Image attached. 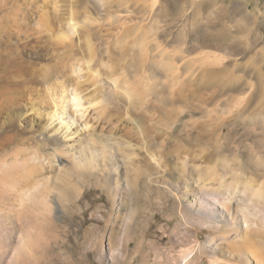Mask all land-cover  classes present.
<instances>
[{"label": "rangeland", "instance_id": "rangeland-1", "mask_svg": "<svg viewBox=\"0 0 264 264\" xmlns=\"http://www.w3.org/2000/svg\"><path fill=\"white\" fill-rule=\"evenodd\" d=\"M83 26L88 27L87 34ZM129 33H134L135 38L140 35L139 38H147L149 55L153 58V71L142 68L140 55L134 61V76L129 83H134L136 96L143 91L150 105L134 110V122L125 115L123 124L118 122L117 126L116 122H97L93 106L86 101L88 93L80 96L85 102L77 107L72 100L73 87L68 90V100L70 97L73 102L72 110H68L72 115L64 117L71 118L73 127L65 141L60 132L53 131V127L44 129L45 121L41 123L34 116L14 121L12 128L5 116H0L1 163L26 159L25 163H36L40 169L42 163L49 166L47 160L52 158L54 168L53 165L46 168L45 175H55L49 177L54 181L50 184L56 187L55 193L65 191L71 200L60 204L50 216L43 217L37 212L25 224H19L16 215H12L13 219L8 221L10 234L28 238L24 242L19 239L20 245L7 246L9 256L2 264H10V257L13 264H162L165 257L170 260L168 264H211V259L220 260L221 264H259L249 252L245 251L246 261H239L233 251L218 245L222 234L217 232L213 220L221 221L216 224L230 230L235 224L245 228V219L240 216L237 222L220 209L226 222L214 216L201 221L205 217L201 206L207 196L202 177L213 167L227 181L240 178L264 185V0H0V100L10 96L7 102L10 108H15L14 112L23 107L29 111L34 104L30 99L37 100L36 96L48 88H58L72 71L74 79L84 80L87 69L82 55L67 50L60 43V36L73 35L75 50L85 49L86 40L94 48L104 49L117 36ZM51 38L52 42L47 41ZM163 51L168 66L165 77L160 75ZM101 62L106 65L108 60ZM102 70L100 75H94L99 85L105 91L115 89L113 80ZM115 78L121 83L124 80L122 74ZM163 85L168 101L166 110L160 109ZM117 93L120 98L126 97L123 89ZM32 119H36L35 123ZM59 123L56 121L54 126ZM139 124L149 133L146 138L135 129ZM77 127L80 135H74ZM84 139L92 145L90 151ZM103 144L115 158L106 159L107 167L102 165L99 170L105 169L119 194L134 176L141 219L149 220L155 233L146 234L144 225L133 227L128 233L116 226L114 222L126 227L132 209L123 201L109 207L99 203L102 209L96 218L103 219V213L111 210L109 220L113 227L102 228L96 221L81 225L84 203L79 198L88 185L70 174L66 165L82 152L86 151L87 156L95 150L101 152ZM126 146L132 149V160L129 159L132 165L127 164L120 151ZM101 158L97 157V162L102 163ZM59 159L65 160V167ZM99 170L94 171L99 174ZM199 193L204 195L199 197ZM110 195L109 202L116 198L113 193ZM215 196L253 214L256 220L264 216L258 208L249 209L253 203L240 190L223 191ZM121 209L124 217L118 216ZM191 218L197 224H192ZM114 231L116 234L112 235ZM157 244L160 249L150 253ZM210 244H216L212 251L208 250ZM187 252L193 254L184 259Z\"/></svg>", "mask_w": 264, "mask_h": 264}, {"label": "bare ground", "instance_id": "bare-ground-1", "mask_svg": "<svg viewBox=\"0 0 264 264\" xmlns=\"http://www.w3.org/2000/svg\"><path fill=\"white\" fill-rule=\"evenodd\" d=\"M48 17H49V15H48ZM49 18H46V19H49ZM72 20H73V18H72ZM48 22L49 21H47V24H48ZM74 25H76V23ZM42 26H43V24H42ZM40 28H42V27H40ZM82 28H83V31L86 32V34H87L88 27L83 26ZM47 30H48V28H47ZM40 32H42V31H40ZM68 34L67 35L61 34L62 36H60L59 41L61 44H63L66 47L67 50L69 48V51L73 52L74 55H76V56L79 54L82 55V57L84 59V63L86 65L85 67L87 69V75L83 76L84 80H81L80 78L74 79L73 74L75 72L72 71L73 76L72 75L67 76V79L65 80V82L61 83L58 86V88L57 87L56 88L54 87L52 89L48 88L47 90L49 92L47 90L42 89L43 94L38 96V98H37V96L35 98V99L39 100V102L37 100L30 99V101L32 100L31 102H34V104L29 107L30 110H32L31 112H29L30 110L27 111L28 107L16 109V112H14L15 108L14 107H13L14 109H12V107L10 108L9 106H11V105H9L7 102L8 97H10V96H8L5 101L0 100V116H2V114H3V116H5V118L7 120L6 122L8 123V124L7 123L6 124L8 125V127H11L12 125H14L15 124L14 121H20L21 120V122H22V121H25L26 119H30L34 116V118H37V119L39 118L41 123L42 122L44 123V121H45V126H43L44 129L48 128V127H51V128L53 127V131L60 132V134L62 135V139L64 138V141H65L69 137L68 132L70 131V128L73 127V125L71 124V118H66V119L64 118L68 113H69V116H70V113L72 115V111H71L72 107L70 108L72 101H71L70 97L68 100V90L70 87L74 88V89H72V91L74 90L75 94H74V98L72 97V100L74 99L73 101L76 102L75 105H77V107L79 105H82L85 102V101L84 102L82 101L80 96L84 93H88V95L87 94L85 95V97H87L86 101L88 102L89 105L93 106V108H94L93 110L95 111V114H96L95 120H97V122H99L101 124L102 123L103 124L108 123V122L113 124L114 122H116L114 124L117 126L119 124L118 122L121 123L125 119V116L129 117L130 122L131 121L134 122V120H135L134 119V110L137 108L141 109L142 106H147V107L150 106L149 102L146 100V98L144 96L145 94L143 93V91L141 94L138 93L139 95L136 96L135 93L137 90L134 89V83L133 84L129 83L131 78L134 76V66H136L134 64L135 63L134 61H135V58L137 55H140L142 62L140 61V58L138 61L140 62V65L143 64L142 68L145 69V71H150L153 68L151 65L153 62V60H152L153 58H151L149 55L150 50L147 47L148 46L147 45L148 40H146L147 39L146 37H144L146 39H142L143 37L139 38V37H141V35L140 36L138 35L139 37L136 36L138 38H135L134 33L123 34L121 37L117 36L116 40H114V42H110V45H108L104 49L94 48V45H91L90 44L91 42L86 40L87 45H86L85 49L83 47L80 48L77 46L79 48V50H75L74 49L75 45H73L74 44L73 35H68ZM70 34H71V32H70ZM92 34H94V33H92ZM48 37H49V35H48ZM58 39H59V36H58ZM47 41L52 42L53 39L51 38ZM40 42H41V40H40ZM44 42H46V41H44ZM60 43H57V44H60ZM139 46H140V48L135 49V47L137 48ZM161 56H162L161 66H163V71L160 72V75L162 77H165L166 73H167L166 69L168 66H167V63L165 62L166 56H165L164 51L162 52ZM102 60L103 61L108 60L107 64L103 65L101 62ZM73 63H74V61H73ZM154 64H155V62H154ZM10 65H11V63H10ZM14 65H16V64H14ZM74 70H75V68H74ZM100 70L104 71L105 74L108 76V78L110 77V79L113 80L115 89L110 90V88H109L108 91H105L104 89H106V88L103 85H99L100 84L99 80H97L94 75H97V73L101 72ZM118 74L123 75L124 80L122 83L120 82L119 78H115ZM99 75H100V73H99ZM4 89L2 90L4 93L6 91H8L6 89H5L6 90L5 91ZM120 89H123V91L126 93L125 98L119 97V95H118L119 93H117V92ZM4 93H3V96H4ZM145 93H147V91ZM8 94H6V95H8ZM22 96H23V94H22ZM135 97H138L139 101L134 100ZM13 101H15V100H13ZM81 102H83V103H81ZM17 106L18 105H16V107ZM167 106H168V101L165 98V86L163 85V87L161 89L160 109L166 110ZM69 108L71 110H68ZM35 116H37V117H35ZM69 116H67V117H69ZM35 120L36 119H32V123H35ZM129 120H128V122H129ZM56 121H59L60 123L54 126ZM38 124H40V123L38 122ZM122 124H123V122H122ZM86 125L87 126L90 125V122L87 121ZM63 126H64V128H63ZM55 127H58V128H55ZM135 129L138 130V133L140 136H141V134H143L144 138H146L147 135L149 136V133L146 131V128H144V126L142 124L137 125L135 127ZM75 130L76 131L74 132V135H80V128L77 127ZM152 131H154V130H152ZM112 132H114V131H112ZM87 141L85 140L84 143L86 144ZM95 144H94V146H96ZM90 146L92 147V145L90 143L86 144V148L89 151H90ZM103 146H104V144H103ZM127 146L123 150L121 149L120 151H122V155L124 154V159L126 158L125 161H127V164L132 165L133 164L132 161H129V159L132 160V158H131L132 157L131 156L132 155V149H131V146L130 147H127ZM99 149H100V146H99ZM100 150H101V152H99V151L98 152L101 154H98V155H96L98 153L97 150H95L97 153L96 152L93 153L94 152L93 151L89 154V156L86 155L87 154L86 151L82 152L79 154L80 157L75 158L74 162L69 160L70 161L69 165L68 164L66 165V167L69 168L68 172L70 174H73V176L75 175L76 177L80 178V180H83L84 184L87 183V185H88L87 189L85 187L86 191H83L84 192L83 195L81 196V198H79V199H81L80 203L81 204L84 203V205L82 204L83 206H82V210L80 212L81 213V225L86 226L90 222L96 221L98 223V225L102 228H108V227L112 226V224L109 220V216L112 214L111 210H109V212H108L109 214L107 213L108 215L103 213V217H102L103 219L98 220L96 218V216H97L96 214L99 211H101V209H102V206H99V203L104 202L105 207H109L111 205V203L117 204L116 203L117 201H121V202L123 201V204L129 203L132 206V209L130 210V213L128 216L129 217L128 221L126 223V227L122 226V224H120V222L119 223L114 222V224L116 226L123 227L127 233L129 231H131L133 227L134 228L135 227L140 228L142 225H144V227H145L144 231L146 232V234L150 235L152 233H155L154 227L152 224H150V221L149 220L145 221V220L141 219V214H140L141 212L139 209L140 198L138 196V189L136 187V181L134 182V176L129 178L128 184H127V186H128L127 189H125L123 187L122 190L120 191V194L117 193L119 190H117V188H115V187L113 188L114 185H112L113 182H112V178L110 177V175H108V173L106 174V172H104L105 169H103V168H101L99 170V168L102 165H103V167L104 166L107 167V164L106 163L104 164V161L106 159L114 160L115 156L110 154L109 152H111V151H109L105 146L102 147ZM72 151H74V149ZM111 155H112V157H111ZM20 156L21 155H19V157ZM99 156H102V158H101L102 163L97 162V157H99ZM38 157L39 156L36 157L37 160L40 159V157L39 158ZM27 159H29V158H27ZM33 160H32V162H33ZM115 160H117V158ZM24 161L23 162L21 161L22 162L21 163L17 158L15 160H13V162H10L8 164H2L3 162L1 163V161H0V264H2V262L5 259H7V257L9 256V252L7 251V246H9L12 243H14V244L18 243V241L20 239V236H19V238H15L11 235L12 233L9 232V227L11 225L8 227V221L12 218V215L13 216L16 215L15 218L19 224H23V223L25 224L26 222L31 220L32 216L36 215L37 212H38L37 215H40L43 217H46L47 215L50 216L54 211H58V206L60 204H61L60 206H63L66 203H68L69 201H71L69 193H67L65 191H63L61 193L58 192L59 195H57L55 193L56 187L54 185L52 186V184H50L51 182L53 183L54 181H51V179L49 178V177H51L50 175H49V177L47 175H45V174H47V173H45L47 170L46 168H48L50 165H53L52 164L53 163L52 158L47 160L49 166L46 167L45 164L42 163L43 166L40 165L41 166L40 169L38 168L39 165L38 166L35 165L36 163L35 164L30 163L29 164V163H25ZM60 161H61V165H63L65 167V160L61 159ZM18 162H20L21 164H19ZM26 162H27V160H26ZM34 162H35V160H34ZM53 168H54V165H53ZM97 168L100 172L99 174H97L94 171ZM115 169H117V168H115ZM213 169L212 170L209 169L211 171L210 172L207 171L206 174L202 177L203 181L205 182V186H206L205 189L206 190L205 189L204 190H205L207 196H204V201H203V204L201 206L202 211H203V215L205 216L204 218L201 219V221H204V220L208 221L207 218L212 219L211 217L214 216V217H219L222 221L226 222V219L224 218V213L219 212L220 209H223L224 211H226V213H228V215L231 216L233 219H236L237 222L240 221L239 218H240V216H242L245 219V223L247 224V226L245 228H242V227L240 228V226L235 224V227L231 228L230 230H226L223 227L216 224V223H221V221L213 220V221H215V225H216L214 227H218V229H219V230H217V232L222 234L220 241H219L220 243L218 245L219 246H226L228 249L233 251L234 256L236 258H238L239 261H246V258H248L245 254V251H246V252H249L254 258H256L258 260L259 264H264V252H263V249H264V216L262 218L260 217V220H256L255 218H253V214L247 213L245 211H240V209L238 207H236L235 205L233 206L226 199L223 200V199L215 196V194L219 196L223 191H232V190H236V189L240 190V191L244 192V194L247 196V199H250L251 202L253 203V205L249 207V209L251 211H252V209L258 208L259 211L264 213V185H262V183H261L260 184L261 186H260L256 181H251V182L250 181H244L240 178H232L231 181H227L225 179V176L219 175L218 172H216V169L214 167H213ZM131 170H132V168H131ZM137 172H138V169H137ZM64 173H66V172H64ZM52 174H54V173H52ZM116 174H118V173L116 172ZM54 176L52 175V177H54ZM137 176H139V175H137ZM99 177H101L102 180H100ZM56 179H57V177H56ZM55 182H56V180H55ZM188 184H190V183H188ZM195 184H197V183L195 182ZM195 184H193V185H195ZM60 189H62V188H60ZM112 193L116 198H114L113 201L109 202L108 196ZM202 194L203 193H199V197H202L204 195V194L203 195ZM141 195H142V193H141ZM117 196H120V197H117ZM72 198H73V196H72ZM16 202H19V205H16L17 208L14 205ZM70 203H72V202H70ZM126 215H128V213H126ZM118 216H121V217L125 216V212L123 209H121V211H119ZM35 218L38 219L40 217L35 216ZM190 221L192 224H193V222H196V224H197V220L194 218H191ZM198 221H200V219ZM213 221L209 220V222H213ZM194 226H196V225L194 224ZM198 228H199V226H198ZM82 229L84 230V228H82ZM114 234H116L115 231L112 232V235H114ZM31 236H33V235H31ZM152 236H154V235H152ZM26 237L25 238L23 237L24 239L21 237L22 240L20 239V241L25 240ZM83 237H86V236H83ZM230 237H232L233 239L229 240ZM32 240H33V237H32ZM161 243H162V241H161ZM24 244H26V243H24ZM125 244H126V246L129 245L128 242H126ZM215 245L216 244H214V245L210 244V246L208 247V250L212 251V249H214ZM21 246H23V244ZM146 246L144 245L143 247L145 248ZM159 246L160 245L157 244L153 249H151L150 253L153 254L154 253L153 251L155 250V248H156V250L160 249ZM12 248H14V247H12ZM16 249L14 251H16ZM146 249H147V247H146ZM17 252L20 253L19 251H17ZM21 252H22V250H21ZM157 254H158V252H157ZM192 254H193V252L192 253L187 252L184 254L183 258L187 259ZM17 257H19V256H17ZM146 257H148V255ZM9 259H11V261H12L11 263L10 262L9 263L13 264V259L11 257ZM194 259L195 258L193 257L189 261V263L193 262ZM168 261H170L169 258L165 257L162 264H168ZM143 262H144V260H143ZM210 263L211 264H221L220 260H213V259L210 260Z\"/></svg>", "mask_w": 264, "mask_h": 264}]
</instances>
